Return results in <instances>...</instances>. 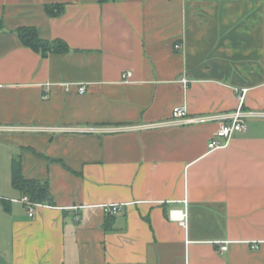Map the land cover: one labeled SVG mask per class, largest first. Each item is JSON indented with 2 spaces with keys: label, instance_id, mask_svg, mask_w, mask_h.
Here are the masks:
<instances>
[{
  "label": "crops",
  "instance_id": "obj_1",
  "mask_svg": "<svg viewBox=\"0 0 264 264\" xmlns=\"http://www.w3.org/2000/svg\"><path fill=\"white\" fill-rule=\"evenodd\" d=\"M0 21V264H264V0H0ZM244 88L259 114L223 148L218 120L127 127L232 112ZM14 158L49 182L34 216Z\"/></svg>",
  "mask_w": 264,
  "mask_h": 264
},
{
  "label": "built area",
  "instance_id": "obj_2",
  "mask_svg": "<svg viewBox=\"0 0 264 264\" xmlns=\"http://www.w3.org/2000/svg\"><path fill=\"white\" fill-rule=\"evenodd\" d=\"M176 47H181V44H176ZM131 75V72H127L124 76L125 78H128ZM183 83L187 84L188 79L184 78ZM86 91V87L81 85L79 86V92L83 93ZM247 89H242V91H239V108L237 110H234L232 112H228L225 114L220 115H208L198 118H191L188 115V108L185 105H177L173 108L172 111V117L169 120L161 121V122H154L150 124L145 125H137V126H127L130 128H139V127H168V126H175V125H182L189 122L194 121H212V120H218L220 123V127L218 131L216 132V135L210 140L208 146L210 150H214L217 148H223L227 146L232 136L239 131H245L247 129L246 120L250 115H257L259 113L256 112H247L244 110V94L246 93ZM48 97V93L44 94V98ZM21 201L30 216H34L36 212V208L39 205H42L43 203L35 202L31 200V198L28 195H23L19 199H12ZM126 206V204L122 203H110V204H104L103 209L105 213L109 215L117 214L121 212L122 208ZM170 217L177 220L182 226L187 227L188 226V212L186 210H177L174 209L170 212ZM256 247V246H253ZM228 246L227 244H223L220 247L221 251L227 250Z\"/></svg>",
  "mask_w": 264,
  "mask_h": 264
},
{
  "label": "trees",
  "instance_id": "obj_3",
  "mask_svg": "<svg viewBox=\"0 0 264 264\" xmlns=\"http://www.w3.org/2000/svg\"><path fill=\"white\" fill-rule=\"evenodd\" d=\"M106 1V0H102ZM64 4H46L45 9L51 16H57L63 12ZM5 28L2 21H0V31ZM21 43L40 53L42 57L46 58L51 53H67L71 51L69 44L61 39H46L40 34V31L35 26H20L15 30ZM12 184L15 188L28 195L31 200L39 203L52 202V194L48 181L38 179L26 178L22 174V163L20 158H14L12 161Z\"/></svg>",
  "mask_w": 264,
  "mask_h": 264
},
{
  "label": "rangeland",
  "instance_id": "obj_4",
  "mask_svg": "<svg viewBox=\"0 0 264 264\" xmlns=\"http://www.w3.org/2000/svg\"><path fill=\"white\" fill-rule=\"evenodd\" d=\"M5 177H6V178H5V181L2 182V183H4V185L7 184V183L9 182L8 175H6ZM2 181H3V180H2Z\"/></svg>",
  "mask_w": 264,
  "mask_h": 264
}]
</instances>
